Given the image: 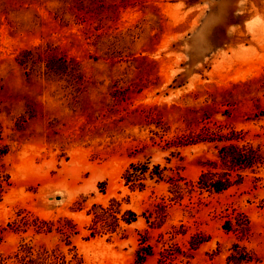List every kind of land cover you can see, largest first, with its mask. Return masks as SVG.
Returning <instances> with one entry per match:
<instances>
[{"label": "rangeland", "instance_id": "obj_1", "mask_svg": "<svg viewBox=\"0 0 264 264\" xmlns=\"http://www.w3.org/2000/svg\"><path fill=\"white\" fill-rule=\"evenodd\" d=\"M0 264H264V0H0Z\"/></svg>", "mask_w": 264, "mask_h": 264}, {"label": "trees", "instance_id": "obj_2", "mask_svg": "<svg viewBox=\"0 0 264 264\" xmlns=\"http://www.w3.org/2000/svg\"><path fill=\"white\" fill-rule=\"evenodd\" d=\"M212 184L214 185V187H215V188H217V187H216V184H218V182H217V181H216V183H214V181H213V183H212Z\"/></svg>", "mask_w": 264, "mask_h": 264}]
</instances>
